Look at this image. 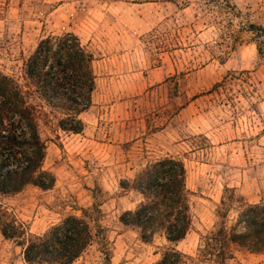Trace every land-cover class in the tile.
<instances>
[{"label": "rangeland", "instance_id": "1", "mask_svg": "<svg viewBox=\"0 0 264 264\" xmlns=\"http://www.w3.org/2000/svg\"><path fill=\"white\" fill-rule=\"evenodd\" d=\"M228 1L233 13L212 0H0V71L19 77L41 37L71 31L93 53L95 78L81 132L41 126L53 185L0 194V213L34 234L67 214L101 227L71 264H150L172 246L184 264H216L206 237L225 187L264 202V0ZM165 154L183 161L193 192L191 227L175 244L162 233L144 242L119 219L140 199L121 182ZM247 251L233 246L225 264H264V253L244 262ZM0 264H25L1 232Z\"/></svg>", "mask_w": 264, "mask_h": 264}, {"label": "trees", "instance_id": "2", "mask_svg": "<svg viewBox=\"0 0 264 264\" xmlns=\"http://www.w3.org/2000/svg\"><path fill=\"white\" fill-rule=\"evenodd\" d=\"M212 2L233 13L228 0ZM257 50L262 52L260 45ZM93 59L76 34L63 31L38 40L22 60L19 77L0 71V194L19 192L29 184L43 189L53 185L52 173L42 168L46 142L41 126L82 131L79 115L90 106L95 86ZM129 183L140 199L120 215V221L139 228L144 242L156 233L172 244L182 240L191 227L193 194L186 185L183 161L169 154L154 157L130 182L123 180L121 187ZM224 192L216 208L220 220L206 237L213 261L225 264L232 258L233 246L264 253V202H246L228 187ZM231 210L235 216L227 225L223 219ZM101 230L98 227L94 232L83 215L67 214L41 234H34L6 211L0 213V232L17 240L25 264H71ZM185 257L172 246L150 264H184Z\"/></svg>", "mask_w": 264, "mask_h": 264}, {"label": "crops", "instance_id": "3", "mask_svg": "<svg viewBox=\"0 0 264 264\" xmlns=\"http://www.w3.org/2000/svg\"><path fill=\"white\" fill-rule=\"evenodd\" d=\"M178 242H180V241H178ZM178 242H177V243H178ZM175 246H176V245H175ZM256 255H258V253H253V252H248V251H247V252L243 255V256H244L243 261H244V262H247V261H246L247 258H250V257L256 256ZM155 256H157V253H155L154 255H152V259H151L152 261L154 260V258H156ZM230 259H234V258H230Z\"/></svg>", "mask_w": 264, "mask_h": 264}]
</instances>
